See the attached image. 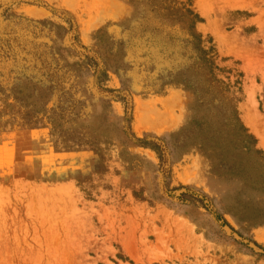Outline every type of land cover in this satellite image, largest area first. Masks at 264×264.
Listing matches in <instances>:
<instances>
[{
	"label": "rangeland",
	"instance_id": "obj_1",
	"mask_svg": "<svg viewBox=\"0 0 264 264\" xmlns=\"http://www.w3.org/2000/svg\"><path fill=\"white\" fill-rule=\"evenodd\" d=\"M64 13L78 44L101 58L104 88L129 93V131ZM140 23L212 40L218 68L241 74L240 119L264 150V0H0V264H264V192L214 174L196 147L172 145L200 112L193 93L146 92L133 61L105 48ZM173 94L192 97L185 121L137 134V103L160 110ZM128 134L164 140L169 188L203 194L211 211L170 198L156 155Z\"/></svg>",
	"mask_w": 264,
	"mask_h": 264
},
{
	"label": "trees",
	"instance_id": "obj_2",
	"mask_svg": "<svg viewBox=\"0 0 264 264\" xmlns=\"http://www.w3.org/2000/svg\"><path fill=\"white\" fill-rule=\"evenodd\" d=\"M64 15L69 17L64 20L72 45L82 51L78 54L92 69L97 89L103 93H117L114 98L123 104L125 129L129 131L132 110L129 93L104 88L108 74L101 58L78 44L75 22L69 14ZM37 24H44V21ZM145 26L140 23L128 29L124 42L111 38L106 40L105 48L111 55L124 53L133 61L146 92H163L174 84L193 93L200 112L172 139L174 148L182 150L194 146L210 161L214 174L244 179L264 192V150L257 148L256 139L242 123L237 106L241 102L237 98L241 93V74L222 72L216 65L217 54L212 40L203 41L201 36L193 33L192 27L182 30L158 24ZM164 62L168 65L165 72L153 73L154 64ZM128 137L156 155L163 190L170 198L211 211L203 194L184 186L169 188L171 169L168 144L164 140H139L132 134Z\"/></svg>",
	"mask_w": 264,
	"mask_h": 264
},
{
	"label": "bare ground",
	"instance_id": "obj_3",
	"mask_svg": "<svg viewBox=\"0 0 264 264\" xmlns=\"http://www.w3.org/2000/svg\"><path fill=\"white\" fill-rule=\"evenodd\" d=\"M29 14L35 15L34 12H29ZM190 100H192V97L188 94H173L170 98L162 102V108L160 110L154 109L155 107L152 108V106L147 108V110H143L137 103L134 112L136 130L134 131L137 132V134L143 132L166 134L168 130L175 128L176 125L185 121L188 113L187 104Z\"/></svg>",
	"mask_w": 264,
	"mask_h": 264
}]
</instances>
